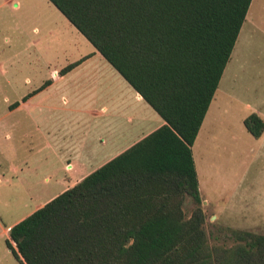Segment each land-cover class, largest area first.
Listing matches in <instances>:
<instances>
[{"label":"trees","instance_id":"1","mask_svg":"<svg viewBox=\"0 0 264 264\" xmlns=\"http://www.w3.org/2000/svg\"><path fill=\"white\" fill-rule=\"evenodd\" d=\"M47 1L164 124L11 226L5 246L13 258L19 264H264V233L232 231L231 246L209 242L191 152L251 0ZM243 126L256 139L264 133L255 113Z\"/></svg>","mask_w":264,"mask_h":264},{"label":"rangeland","instance_id":"2","mask_svg":"<svg viewBox=\"0 0 264 264\" xmlns=\"http://www.w3.org/2000/svg\"><path fill=\"white\" fill-rule=\"evenodd\" d=\"M246 21L193 147L208 239L226 246L235 242L232 231L264 233V137H252L243 126V119L264 103V0H253ZM91 52L96 51L47 0H15L12 6L0 7V264H19L5 246V228L55 198L77 178L78 169H65L73 145H78L87 170L90 164L85 159L90 163L92 148L110 144L114 132L116 137L123 131L127 136L122 115L134 108L132 102L129 107L118 100L120 114L112 127L111 113L78 126L73 97L78 69L46 91L40 97L44 102H37L35 108L10 112L15 101L49 78L50 71ZM96 56L80 67L97 63L101 56ZM103 62L109 71L98 82L107 95V89L110 93L113 88L110 72L121 77ZM63 95L69 98L68 105L61 102ZM136 120L139 125L132 126L130 134L148 126L142 114ZM70 162L74 164V159ZM190 210L187 200L184 211L189 215Z\"/></svg>","mask_w":264,"mask_h":264},{"label":"crops","instance_id":"3","mask_svg":"<svg viewBox=\"0 0 264 264\" xmlns=\"http://www.w3.org/2000/svg\"><path fill=\"white\" fill-rule=\"evenodd\" d=\"M13 1H15V0H0V7L6 6V5L12 6ZM252 2H253V0H251V3ZM251 3H250V5H251ZM17 5L18 4H16L15 6H17ZM246 22L247 21H246V17H245V21L242 24V26ZM241 29H242V27H241ZM241 29H240V31H241ZM240 31H239V33H240ZM238 36H239V34H238ZM237 39H238V37H237ZM96 54H99V53H97V52L92 53L91 52L88 56H86L88 58L84 62H82L78 66V68L77 67L74 68V69H78V72H77L78 78H75V80H74L75 90L73 92V97L75 99L76 106L78 107V110L75 111L76 114L78 113V126L81 127V123H84L85 120L87 121V123H89V122L91 123V121L99 120L100 118H104L106 116V114L111 113L112 114V120L110 122V125L112 127L113 125H115V122L117 121V120H115V118L120 114L119 112L116 113V111L118 110V108H116V104H117L118 100H122L123 102H128L129 107H130V102H132V104L134 106L133 109L127 110L128 111L127 113L123 112V115H122V121H124L128 125V128H127L128 133H127V136L125 138L124 131L121 134L118 133L117 137H116V134L114 132L112 134L114 137H112L110 144H108V145L106 144V146H104V147H101L102 146L101 145L96 150H93V148H92L91 149V157L92 158L90 157V163L87 161V159H85L86 164H90L89 169H87L88 171L85 170V168L83 166L85 162H81L80 155H82V154H81V151L78 150V145L76 147H74V145H73V150L70 152L72 154L70 156H72V158L74 159V164L70 162L72 158L69 159L66 163L65 169L68 168L69 172L74 171L75 169H78V172H76L77 178L74 179L72 184L70 186L66 187L63 191L72 187L73 185H75L76 183L81 181L84 177L89 175L91 172L95 171L96 169H98L99 167H101L102 165H104L105 163H107L108 161H110L111 159L116 157L117 155L121 154L122 152H124L125 150L130 148L132 145H134L135 143L140 141L142 138H144L145 136H147L148 134H150L151 132H153L154 130H156L157 128H159L160 126H162L164 124L163 120L150 108V106H148L143 101L142 97L138 93H136L132 89V87L113 68L112 69L119 75V77H121L122 80L120 78H118V76H116V74H113V72H110V77L108 78V80L110 79L112 81L113 85H111V86L113 88L111 89L112 91L110 93H109V89H107V95L104 93L105 88L100 87L102 83H100V85H99L98 80L101 77V82H103L106 78V76L104 74H107L108 73L107 71H109V70H108L107 66L104 64V62H103L104 59L102 58V56L99 54L101 56V58L98 59L97 63H93L89 66H86V68L80 67L81 65L88 63V60H90L91 57H93V56L97 57ZM60 70L61 69H59V70L54 69L53 71H50L49 72V78L44 81V82L50 81L49 85H47L46 87H44L43 89L40 90L39 88L42 86V84H41V86L38 87L37 89H33V91L31 93H28L27 95L22 96L20 101H15L13 103V105L10 108V112L15 111V110H20V109H26L29 111L31 108H35L36 106H38V105H35L37 102L38 103L44 102V100L40 99V97L42 95H44V93L46 91H49L52 87L58 85L61 82H64L66 80L67 75H69L71 73V71H70L69 73H67L63 76H60L59 75ZM75 71H77V70H75ZM103 72H105V73H103ZM223 75H224V71H223L222 76L220 78V81L218 83V87L214 93L213 99L211 100V102L209 104L206 115L202 121V124H201L200 129H199L198 134H197V137L194 141V144L191 147L192 157H193L194 166H195V170H196V174H197V180H198V172H197V167H196V163H195V159H194V155H193V147L197 141V138H198L201 130L203 129L205 121H206V119L209 115V112L211 110L212 104L216 101V93H217V90H218L219 85L221 83V80L223 78ZM89 76H91V77H89ZM92 76H94V78H92ZM36 90H40V91H38L35 94H32ZM24 97H26L25 100H24ZM61 100H62L61 102L63 104H65V103H66V105L69 104V98L67 96L63 95L61 97ZM15 103H18V105L15 106ZM50 104H51V102L47 103V106L49 109H50ZM123 106H125V103H123ZM245 106L247 107L248 110H251L250 105H245ZM263 106H264V103H263V105H262V103L257 104L255 106V109H253L252 113L257 114L260 118H262L264 120V109H262ZM60 110L66 111L64 109L62 110L61 108H60ZM138 113L142 114L146 118L147 122H149L148 126L146 127V129H144L143 131H141L138 134H136V132H134V134H130L129 131L132 130V126L139 125V122H137V120H136V115ZM107 123H109L108 120H107ZM263 137H264V133L258 139H263ZM89 145L92 146L93 143L90 142ZM95 146L97 147V144H95ZM99 154H101V157H99ZM63 191H61L60 193H62ZM42 206L43 205L37 206L35 210H37L38 208H40ZM34 211H32V212H34ZM22 219H20V220H22ZM19 221H17V222H19ZM17 222H15V223H13V224H11L5 228V230H4L5 235H7L9 228L11 226H13L14 224H16Z\"/></svg>","mask_w":264,"mask_h":264}]
</instances>
